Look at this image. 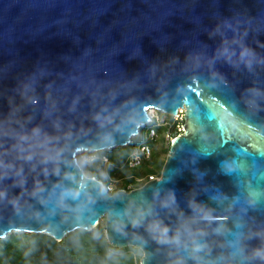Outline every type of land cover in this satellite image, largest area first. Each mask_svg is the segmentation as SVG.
I'll use <instances>...</instances> for the list:
<instances>
[{"label": "water", "instance_id": "1", "mask_svg": "<svg viewBox=\"0 0 264 264\" xmlns=\"http://www.w3.org/2000/svg\"><path fill=\"white\" fill-rule=\"evenodd\" d=\"M179 109L157 179L82 171ZM103 217L140 264H264V0H0V240Z\"/></svg>", "mask_w": 264, "mask_h": 264}, {"label": "rangeland", "instance_id": "2", "mask_svg": "<svg viewBox=\"0 0 264 264\" xmlns=\"http://www.w3.org/2000/svg\"><path fill=\"white\" fill-rule=\"evenodd\" d=\"M159 117H160L161 123L164 122L167 124H171L174 122L171 116L159 113ZM147 130H148V126L141 127L139 135L142 136V138H139L140 136L133 138L131 144L128 145L127 147L113 148V149L101 151V152L78 153L77 161L82 171L84 172L85 175H88V176H92V173L95 172L96 170H97L96 171L97 173H101L103 177L106 179L108 183V187L111 189V192H110L111 194L117 190H123L125 185L127 186L125 191H130L132 189L141 187V182H138L137 179H144L149 176L158 178L160 176L161 169L165 162L166 156L168 154V149L171 143L164 139V133H165L164 127L159 128L157 130L158 139H156L155 141H148L145 139L146 138L145 134ZM144 144L148 145L152 149V154H151L150 160L145 162L142 166L134 170H131V169H126V168L116 167L111 162V157H119L123 155V153H126V155L127 154L129 155V153L134 148H136L137 146L144 145ZM97 230H99L98 231L99 236L103 240L106 241L105 239V217L100 219ZM78 231L79 233H77V238L80 239L81 243L84 241L88 244L89 247L95 243V240H96L95 236L93 237V235H90L88 236V238H86L84 237L86 233L85 231L76 230L74 232H78ZM15 234L21 235V234H26V233H15ZM71 234L72 233H70V235L69 234L67 235H69V237H72ZM83 238L84 240H82ZM20 239L22 241L26 240L24 236H20ZM68 244L71 245L70 247L71 252L81 253L84 251L80 247L79 243L73 244L72 242L70 243L69 241ZM127 248H132L131 250H128L126 252L127 257H125L122 262L113 260V264H140L142 252L139 249H135L133 247H127ZM90 249L86 250L87 252L85 253L90 254L89 252ZM115 249H118V248H115ZM113 255L114 257H117L116 252L113 253Z\"/></svg>", "mask_w": 264, "mask_h": 264}, {"label": "trees", "instance_id": "3", "mask_svg": "<svg viewBox=\"0 0 264 264\" xmlns=\"http://www.w3.org/2000/svg\"><path fill=\"white\" fill-rule=\"evenodd\" d=\"M139 138H142V136ZM127 156L128 154L123 153L119 157H111V162L116 167L125 168L124 164ZM96 171L92 173V176L105 187H108L106 179ZM126 187L125 185L123 190H126ZM97 228L98 225L84 235L86 238L90 235L96 237L95 243L90 247L86 242L81 243L80 239L77 238L79 231L73 232L72 237H69L70 234L67 235L60 242H56L53 238L44 234H10L5 239L0 240V264H113V260L122 262L127 257L126 252L132 248L115 249L109 246L99 236ZM20 236H24L26 240L22 241ZM68 240L73 244L79 243L84 251L81 253L71 252V245L68 244ZM88 249H90V254L85 253ZM115 252L117 257L113 255Z\"/></svg>", "mask_w": 264, "mask_h": 264}, {"label": "built area", "instance_id": "4", "mask_svg": "<svg viewBox=\"0 0 264 264\" xmlns=\"http://www.w3.org/2000/svg\"><path fill=\"white\" fill-rule=\"evenodd\" d=\"M159 113L161 112H158L156 110H148V116L150 122L148 124V130L145 134V137L149 141H155L156 139H158L157 130L159 128L164 127L165 128L164 139L172 143L174 138L179 136L183 131L184 110L179 109L176 115L171 116L174 121L171 124H167L164 122L161 123ZM151 154H152V149L148 145L144 144L141 146H137L127 156L124 166L126 169L134 170L142 166L145 162L149 161ZM154 179L157 178L153 176H149L144 179H137V181L141 182V186H142L146 182L152 181ZM106 189L109 192H111V189L109 187H106Z\"/></svg>", "mask_w": 264, "mask_h": 264}]
</instances>
